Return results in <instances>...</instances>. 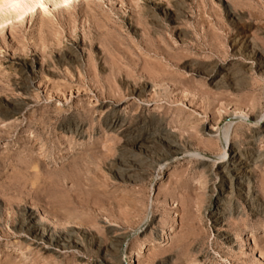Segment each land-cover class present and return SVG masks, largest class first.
I'll list each match as a JSON object with an SVG mask.
<instances>
[{
	"label": "rangeland",
	"instance_id": "374dc122",
	"mask_svg": "<svg viewBox=\"0 0 264 264\" xmlns=\"http://www.w3.org/2000/svg\"><path fill=\"white\" fill-rule=\"evenodd\" d=\"M28 1L0 12V264H264V0ZM230 123L252 189L221 226Z\"/></svg>",
	"mask_w": 264,
	"mask_h": 264
},
{
	"label": "bare ground",
	"instance_id": "6f19581e",
	"mask_svg": "<svg viewBox=\"0 0 264 264\" xmlns=\"http://www.w3.org/2000/svg\"><path fill=\"white\" fill-rule=\"evenodd\" d=\"M28 0H0V12L3 10H13L20 8L23 4H28ZM31 4V3H30ZM29 4V5H30ZM23 16V13H17L15 16L5 19L3 22H0V25L6 23L9 19H18ZM231 127V123L225 128L223 134L225 138L230 141V146L227 150H225V158L226 160L222 161L221 171L225 177L229 180L228 190L221 189L220 194L215 196L214 194L210 195L209 200V209L211 210V215L214 218V223L216 225L222 226V217H224L222 212H224L227 196L224 193H234V191L239 189H243V186L246 182V188L248 190L252 189V181H251V170L249 169L248 163L244 160L242 154L238 151V149L231 142V134L229 129ZM206 132V131H204ZM201 153H198V156ZM200 157V156H199ZM246 189V190H247ZM233 206V205H232ZM33 236V235H32ZM35 240H40L42 242L48 243L51 248L65 249L62 244H60V240L57 236L51 235L50 237H46L44 232L43 234H35L33 237ZM64 242V241H63ZM67 245V244H66Z\"/></svg>",
	"mask_w": 264,
	"mask_h": 264
}]
</instances>
